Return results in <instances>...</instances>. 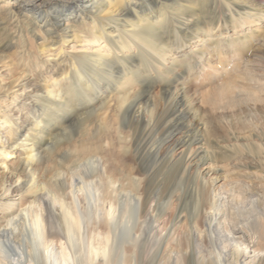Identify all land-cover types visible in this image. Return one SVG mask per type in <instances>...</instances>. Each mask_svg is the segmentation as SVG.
I'll return each mask as SVG.
<instances>
[{
  "label": "bare ground",
  "instance_id": "6f19581e",
  "mask_svg": "<svg viewBox=\"0 0 264 264\" xmlns=\"http://www.w3.org/2000/svg\"><path fill=\"white\" fill-rule=\"evenodd\" d=\"M27 1L21 0L20 8L9 2L0 7V61L5 51L19 45L16 57L30 63V52L21 46L28 34L48 40L44 46L48 50H59L71 39L79 38V46L105 39L121 55L60 57L52 62L57 69L50 65L44 69L53 82L48 85L41 74L40 83L29 88L22 82L32 75L21 69L17 86L25 88L23 96L15 94L0 107V132L7 130L9 141L7 150L0 146V264H111L125 244L138 256H148L146 264H162L163 259V264H264V215L245 213L229 224L231 191L214 190L217 178L206 186L199 185L197 177L184 175V163L196 168L211 159L208 155L201 152L174 162L163 156L162 166L156 165L160 148L175 134L180 138L173 151L205 144L206 129L194 122L183 92L205 55L215 50L219 57L225 46L216 42L196 50L193 61L175 78L156 82L165 106L160 113L150 97L155 74L151 65L173 53L174 43H189L202 33L173 25L175 0ZM30 8L41 12L29 16L24 11ZM162 11L170 21L157 27L153 20ZM181 18L188 20L189 13ZM86 19L92 27L83 22ZM214 30L211 26L209 32ZM257 34L255 30L235 41L248 43ZM131 46L136 53L125 55ZM43 49L36 48L35 53L42 54ZM175 67L171 64L167 75ZM247 74L219 83L211 94L219 93L218 99L236 96L229 99L230 105L237 104L233 99L238 96L241 102L249 98L254 104L262 102L255 94L262 96L264 84ZM55 81L58 85L49 90ZM11 90L0 85V101ZM21 105L27 106L26 116L17 125L7 109ZM14 151L20 152L17 162L7 165ZM164 169L165 180L156 187ZM231 184L242 192L238 181ZM246 188L245 199L255 205L256 198ZM176 192L173 225L161 238L151 236L153 224ZM182 216L187 225L177 232L173 227Z\"/></svg>",
  "mask_w": 264,
  "mask_h": 264
},
{
  "label": "rangeland",
  "instance_id": "374dc122",
  "mask_svg": "<svg viewBox=\"0 0 264 264\" xmlns=\"http://www.w3.org/2000/svg\"><path fill=\"white\" fill-rule=\"evenodd\" d=\"M258 1L175 0L176 7L173 9V17L176 21H173V25H176V27L180 29L188 27L192 30L201 29L202 33L199 34V37L192 38V41L189 43H174L173 53H169L163 61H160L159 65L156 63L151 65V68L155 70V74L152 75L154 87L149 90L150 97L161 113L164 111L165 106L163 101L160 100L159 89L161 86H157L156 82L161 81L162 84H164L166 81L168 82L169 79L175 78L185 65H190L193 61V56L191 55L198 49H206L211 43L216 42L226 48L222 50L219 57L216 56L215 50H210L208 54L205 55L201 61L200 67L193 70L188 76V83L183 92L184 98L188 104H190L191 111L195 114L194 122L199 124V129L202 127L206 129L205 144L194 143L188 149L186 147H178L173 151L172 146L180 138V134H175L160 148V158L156 162V165L158 167L162 166L163 156H168L170 161L174 162L184 156L191 157L201 152L208 155L211 159L206 164L199 165L196 168L189 165L188 162L184 163V175L197 177L199 185L202 183L206 186L211 183L212 179L217 178L214 190H227L226 192L228 193L231 191L232 202L230 206H232V208L229 209L227 218L229 224L243 219L245 213L264 215V93L262 96L255 94L262 99V102L254 104L251 98H249L248 101L241 102V98L238 96L239 99H233L237 104L230 105L229 99L236 96L229 95L223 99H218L217 96L219 93L211 94V91H213L219 83H230L237 79L238 76L247 74V72L248 77L251 76V78L258 80L259 83L264 84V4H259L257 3ZM262 1L264 3V0ZM8 2L10 6H16V8L22 7L20 6L22 4L21 0H5V2L4 0H0V7ZM82 4H84V1ZM181 5L186 6V10L181 8ZM114 9L115 8H112L111 11H114ZM169 11L172 10L170 9ZM40 12L41 11L37 8H30L24 11V13L29 16H37ZM79 13L77 18H79ZM116 13L117 12L114 14L107 12L109 15H116ZM185 13H189V19L187 20L186 18V21L185 18L184 20L181 18ZM141 16H143V14ZM129 17L134 18V14L129 15ZM180 18L181 22H179ZM4 20H7V18H4ZM67 20L68 19L63 20L62 24H66ZM169 21V14L166 11H162L160 16L153 20V24L156 22L157 27H166ZM83 22L91 24V20L88 19ZM92 26L93 24L90 25V27ZM211 26L215 27L213 33L209 32ZM127 29L129 30V28ZM255 30H258V34L253 35L252 41L250 40L248 43L243 41L237 43L235 41L242 36L246 37ZM40 31H43V29ZM107 32L110 31L108 30ZM36 34L39 37L41 36L39 32ZM107 36L109 35L104 36V38H107ZM104 40L105 39H102L98 42L95 40L91 43L86 42L79 46L77 44L81 42L79 38L71 39L60 46L59 50H48L44 47L45 44L47 45L48 40H39L28 34L24 39V44L21 46L25 47L23 50L30 52V63L27 64L25 60H18L16 56L19 52V45H16V43L15 45L17 48L14 47L5 51L3 54L5 59L0 61V85H5L12 89L9 91V94L6 93L7 96L5 98H1L0 107L8 104L7 102L11 101L10 99L15 94L21 95L22 90L25 89L24 87L17 86V84H19V80L17 79L21 69L29 71V74L32 75L27 81L22 82L20 80L22 83H26L25 87L29 88L34 82L40 83V78L38 76L41 74L47 77V84H51L53 82V79H50L51 73L44 69L48 65H50L52 70L57 69L52 62L58 61L60 57V60H68L72 57L80 56L97 57L108 55L107 57H110L113 54L117 56L121 55L118 53L119 51H114V49L111 50ZM41 46L44 48L42 54H36L35 49ZM243 46L246 47L244 50L241 49ZM135 53L136 50L131 46V50L126 52L125 55L129 56ZM48 62L51 63L49 64ZM173 63L176 67L171 76L167 75L168 68ZM4 65H8V67ZM145 66L148 67L149 65L146 64ZM9 67L10 69H8ZM35 68H37V70ZM57 85L58 81H55L52 88L49 90H53ZM253 99L255 98L253 97ZM11 108L12 106H10L7 111H10L12 120H14L17 125L22 124L26 116L27 106L21 105V107ZM6 132L7 130H1L0 132V146H3L7 150L9 141L7 140ZM76 139V135H73L74 142ZM14 153L15 154L7 158V165L12 162H17L16 156H18L20 152L14 151ZM1 167L2 166H0V177ZM167 173L168 169H164L160 172V177H157L155 182L156 187L165 180ZM7 174H5V176ZM233 181H238L240 183V188L243 187L242 192L234 188V184H231L234 183ZM246 187L249 188V190L251 189V195H253V198H256L255 205L250 204L248 199H245L246 195L243 194V191ZM178 195L179 193L176 192L174 196L171 197L163 215L153 224L151 236L161 238L173 225L177 214L178 202L176 201V197ZM153 206L154 202L149 205V212L152 211ZM185 225H187V219H184L182 216L173 229L178 232V229ZM175 230L173 238L177 235ZM168 248L169 243L163 245L162 252L165 257ZM148 258V256H138L131 252L127 248V244H125L118 249V256L115 257V260H112L111 264H146ZM164 261L166 260L163 259V262Z\"/></svg>",
  "mask_w": 264,
  "mask_h": 264
}]
</instances>
